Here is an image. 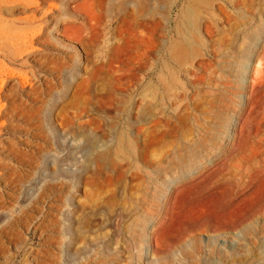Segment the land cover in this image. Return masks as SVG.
<instances>
[{"label": "rangeland", "instance_id": "1", "mask_svg": "<svg viewBox=\"0 0 264 264\" xmlns=\"http://www.w3.org/2000/svg\"><path fill=\"white\" fill-rule=\"evenodd\" d=\"M0 264H264V0H0Z\"/></svg>", "mask_w": 264, "mask_h": 264}]
</instances>
